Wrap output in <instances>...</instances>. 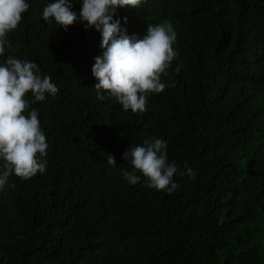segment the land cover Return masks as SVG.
Masks as SVG:
<instances>
[{
  "label": "trees",
  "instance_id": "16d2710c",
  "mask_svg": "<svg viewBox=\"0 0 264 264\" xmlns=\"http://www.w3.org/2000/svg\"><path fill=\"white\" fill-rule=\"evenodd\" d=\"M27 2L5 57L36 63L59 91L30 105L48 144L46 170L12 175L0 189V264H264L255 237L264 224V0L117 8L113 20L129 37L164 21L177 33L166 87L148 95L143 113L107 93L97 99L94 27L77 20L64 31L42 15L55 0ZM152 138L177 165L172 193L122 176L132 171L122 153ZM185 166L195 178L180 175Z\"/></svg>",
  "mask_w": 264,
  "mask_h": 264
},
{
  "label": "clouds",
  "instance_id": "9594fccd",
  "mask_svg": "<svg viewBox=\"0 0 264 264\" xmlns=\"http://www.w3.org/2000/svg\"><path fill=\"white\" fill-rule=\"evenodd\" d=\"M142 0H82L79 14L72 11L74 0H55L43 9V18H50L64 31L79 20L85 29L94 27L100 33L102 55L95 58L91 72L97 83L94 89L98 100L114 97L123 110L133 113L146 111L148 95L162 92L172 61L178 58L173 45L177 33L169 21L148 24L142 39L129 37L113 20L117 8L140 6ZM27 0H0V189L8 185L10 176L27 180L46 170L48 144L41 129L39 112L31 104L42 102L46 94L55 96L59 89L49 75H42L34 62L13 55L5 57L7 34L17 29L22 16L29 9ZM126 22V18H125ZM178 66L175 71L179 72ZM31 94V101L26 94ZM122 159L132 171H122L130 184L141 182L149 189L174 192L178 171L176 163L169 162L167 143L159 138L145 139L142 144L128 147ZM107 163L116 165L113 155L107 154ZM180 175L195 178L192 168L185 166ZM139 173V175L137 174ZM14 187L15 185H10Z\"/></svg>",
  "mask_w": 264,
  "mask_h": 264
},
{
  "label": "rangeland",
  "instance_id": "374dc122",
  "mask_svg": "<svg viewBox=\"0 0 264 264\" xmlns=\"http://www.w3.org/2000/svg\"><path fill=\"white\" fill-rule=\"evenodd\" d=\"M255 237L259 244L263 246V250L261 251V253H264V224L261 226L260 231L256 233Z\"/></svg>",
  "mask_w": 264,
  "mask_h": 264
}]
</instances>
